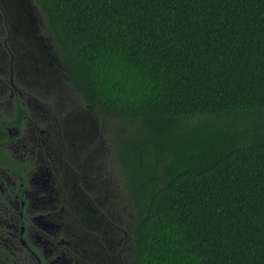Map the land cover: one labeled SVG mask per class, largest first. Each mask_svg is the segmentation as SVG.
I'll return each instance as SVG.
<instances>
[{
    "label": "trees",
    "instance_id": "16d2710c",
    "mask_svg": "<svg viewBox=\"0 0 264 264\" xmlns=\"http://www.w3.org/2000/svg\"><path fill=\"white\" fill-rule=\"evenodd\" d=\"M36 2L83 103L145 136L119 154L133 264H264V126L207 127L264 114V0Z\"/></svg>",
    "mask_w": 264,
    "mask_h": 264
},
{
    "label": "flooded vegetation",
    "instance_id": "af4514ba",
    "mask_svg": "<svg viewBox=\"0 0 264 264\" xmlns=\"http://www.w3.org/2000/svg\"><path fill=\"white\" fill-rule=\"evenodd\" d=\"M38 15L36 0H0V122L7 133L0 149L14 161L13 168L0 164V264H133V203L129 214L112 200L99 164L75 155H81L79 147L64 152L63 141L49 134L38 155H31L40 161L33 171L8 148L10 142L26 145L32 114L47 113L39 93L61 94L65 87L57 76L63 63L52 61L46 44L36 40ZM41 24L42 36L54 37L45 18ZM26 54L35 64L42 61L43 78L35 76ZM63 75L70 84L64 67Z\"/></svg>",
    "mask_w": 264,
    "mask_h": 264
},
{
    "label": "rangeland",
    "instance_id": "374dc122",
    "mask_svg": "<svg viewBox=\"0 0 264 264\" xmlns=\"http://www.w3.org/2000/svg\"><path fill=\"white\" fill-rule=\"evenodd\" d=\"M41 21H44V17L38 15L37 25L34 28L35 36L38 37L36 40L45 43L52 61H56L57 58V64L61 65L62 54L60 48L54 37L47 34L42 36L43 27ZM40 37H43V39ZM23 58L32 65L35 76L43 78L40 75L42 70H39V65H42V61L38 60L35 64L36 60L34 57L35 61L31 60V56L27 54L23 55ZM34 68H37L39 72L35 71ZM59 69L57 76L61 79V84L65 85L61 90V94L55 91L39 93V97L46 103L44 107L47 113L44 117L41 116L42 111L32 114L23 133V137L27 141L26 145L20 142H10L8 143V148L11 149L12 154L16 158L25 159L28 163V171H33L40 164V161H33L31 155L36 153L38 155L41 147L44 146V138L48 134L52 137L60 138L63 141L62 150L64 152L68 150L70 155L73 154L74 148L79 147L81 155L79 153H75V155L85 157L84 155L86 154L87 157L99 164L98 166L101 170L98 169V176L103 178V181H106V184L111 187L113 191L112 200L118 206L120 205L122 210L130 214L132 204L126 195L125 174L120 163L119 154L124 144L137 141L139 138L144 139L145 136L140 132V125L84 104L80 96L65 79L63 66ZM37 73L40 74L38 75ZM4 101L5 99L0 97V105ZM189 122L181 121L174 125V128H193L192 124L194 126L199 125L197 119H191ZM262 126H264V114L227 118L219 124L215 120H210L207 125L210 130H226L229 134H235L243 130L254 132ZM36 143L39 145L38 149ZM35 148L36 150H34ZM72 182H75L74 178H72ZM0 186H5L2 184V178H0ZM133 212L135 213V210ZM130 223L131 220L129 219Z\"/></svg>",
    "mask_w": 264,
    "mask_h": 264
}]
</instances>
